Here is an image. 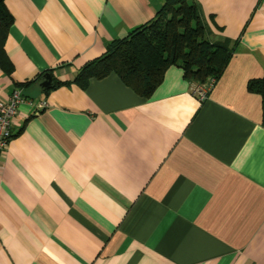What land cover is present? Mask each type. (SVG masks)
I'll return each mask as SVG.
<instances>
[{
	"label": "crops",
	"instance_id": "crops-1",
	"mask_svg": "<svg viewBox=\"0 0 264 264\" xmlns=\"http://www.w3.org/2000/svg\"><path fill=\"white\" fill-rule=\"evenodd\" d=\"M194 1L235 46L204 99L177 66L150 98L116 73L75 82L164 0H5L0 103L26 101L1 162L0 264H264V92L249 88L264 0Z\"/></svg>",
	"mask_w": 264,
	"mask_h": 264
},
{
	"label": "trees",
	"instance_id": "trees-1",
	"mask_svg": "<svg viewBox=\"0 0 264 264\" xmlns=\"http://www.w3.org/2000/svg\"><path fill=\"white\" fill-rule=\"evenodd\" d=\"M12 22L5 0H0V64L9 73L13 65L4 46ZM234 50L230 39L210 38L196 1L164 0L153 19L115 39L103 55L83 65L75 82L86 87L91 78L116 73L138 95L150 98L169 67L181 68L187 81L204 85L222 75ZM249 88L264 92V81H251Z\"/></svg>",
	"mask_w": 264,
	"mask_h": 264
},
{
	"label": "built area",
	"instance_id": "built-area-1",
	"mask_svg": "<svg viewBox=\"0 0 264 264\" xmlns=\"http://www.w3.org/2000/svg\"><path fill=\"white\" fill-rule=\"evenodd\" d=\"M215 79H211L204 85L195 87V92L200 99H204L207 94V89L213 84ZM26 100L21 89H15L7 101L0 103V169L1 162L4 158L11 138L13 137V123L17 115L18 107ZM41 103L39 107H43Z\"/></svg>",
	"mask_w": 264,
	"mask_h": 264
},
{
	"label": "water",
	"instance_id": "water-1",
	"mask_svg": "<svg viewBox=\"0 0 264 264\" xmlns=\"http://www.w3.org/2000/svg\"><path fill=\"white\" fill-rule=\"evenodd\" d=\"M44 78L46 79V81L43 83L44 86H49L50 82H51V76L49 74H45Z\"/></svg>",
	"mask_w": 264,
	"mask_h": 264
}]
</instances>
